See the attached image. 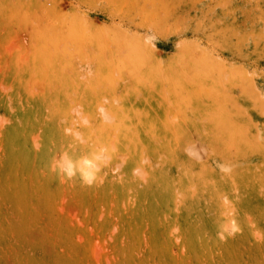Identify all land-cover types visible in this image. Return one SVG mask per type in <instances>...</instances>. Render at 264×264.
I'll return each instance as SVG.
<instances>
[{"label": "rangeland", "instance_id": "obj_1", "mask_svg": "<svg viewBox=\"0 0 264 264\" xmlns=\"http://www.w3.org/2000/svg\"><path fill=\"white\" fill-rule=\"evenodd\" d=\"M0 264H264V0H0Z\"/></svg>", "mask_w": 264, "mask_h": 264}, {"label": "bare ground", "instance_id": "obj_2", "mask_svg": "<svg viewBox=\"0 0 264 264\" xmlns=\"http://www.w3.org/2000/svg\"><path fill=\"white\" fill-rule=\"evenodd\" d=\"M85 163H90V160H86ZM69 168L73 170L75 168V165L71 163Z\"/></svg>", "mask_w": 264, "mask_h": 264}]
</instances>
